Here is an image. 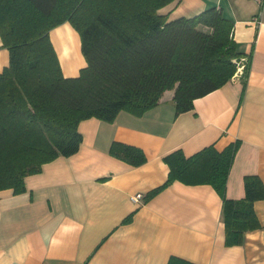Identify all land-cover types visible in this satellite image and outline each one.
<instances>
[{"label": "crops", "instance_id": "crops-1", "mask_svg": "<svg viewBox=\"0 0 264 264\" xmlns=\"http://www.w3.org/2000/svg\"><path fill=\"white\" fill-rule=\"evenodd\" d=\"M215 6L233 22V38L251 54L245 84L239 73L176 114L173 89L140 116L121 110L113 121L83 119L82 141L24 178L25 190H0V264H167L177 256L197 264H264V198L253 203L259 227L241 244L226 245L222 198L209 184L174 180L164 156H190L239 140L225 196H244V177L264 183V11L253 0H173L159 9L169 19ZM65 77L86 66L78 31L65 21L49 32ZM9 52L0 48V71ZM116 142L140 148L133 166L110 152ZM141 194L138 201L132 200ZM130 218L125 221L127 217Z\"/></svg>", "mask_w": 264, "mask_h": 264}, {"label": "trees", "instance_id": "trees-1", "mask_svg": "<svg viewBox=\"0 0 264 264\" xmlns=\"http://www.w3.org/2000/svg\"><path fill=\"white\" fill-rule=\"evenodd\" d=\"M173 0H0V48L9 52L0 71V190H25L24 178L58 157L76 153L83 119L113 121L121 110L140 116L173 89L175 113L238 74L245 84L251 54L233 38V22L210 6L192 17L169 19L159 9ZM68 21L79 33L86 66L65 77L49 32ZM240 144H213L190 156H164L166 181L209 184L222 198L226 245L241 244L259 227L254 201L264 198L259 177H244L242 198L225 196ZM110 152L133 166L145 162L135 146L114 142ZM127 217L125 219L128 220ZM167 264H197L170 256Z\"/></svg>", "mask_w": 264, "mask_h": 264}, {"label": "built area", "instance_id": "built-area-1", "mask_svg": "<svg viewBox=\"0 0 264 264\" xmlns=\"http://www.w3.org/2000/svg\"><path fill=\"white\" fill-rule=\"evenodd\" d=\"M253 1H255L258 4L261 11H264V0H253ZM241 72H242V67L238 69V73L240 74ZM140 197H141V194L138 193V194L133 195L131 199L138 201Z\"/></svg>", "mask_w": 264, "mask_h": 264}]
</instances>
